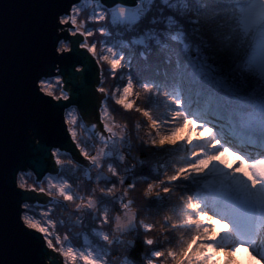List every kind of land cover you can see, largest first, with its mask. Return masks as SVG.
I'll return each mask as SVG.
<instances>
[{
	"label": "snow or ice",
	"instance_id": "6c2138e0",
	"mask_svg": "<svg viewBox=\"0 0 264 264\" xmlns=\"http://www.w3.org/2000/svg\"><path fill=\"white\" fill-rule=\"evenodd\" d=\"M241 249L264 264V0H0V264Z\"/></svg>",
	"mask_w": 264,
	"mask_h": 264
},
{
	"label": "clouds",
	"instance_id": "9594fccd",
	"mask_svg": "<svg viewBox=\"0 0 264 264\" xmlns=\"http://www.w3.org/2000/svg\"><path fill=\"white\" fill-rule=\"evenodd\" d=\"M245 167L242 165V168ZM223 225H218L219 229H223ZM217 228L212 230V234H215ZM116 264H119V259H116ZM209 264H255L250 255L246 250L241 249L236 253H225L223 251H218L213 254L212 261Z\"/></svg>",
	"mask_w": 264,
	"mask_h": 264
},
{
	"label": "rangeland",
	"instance_id": "374dc122",
	"mask_svg": "<svg viewBox=\"0 0 264 264\" xmlns=\"http://www.w3.org/2000/svg\"><path fill=\"white\" fill-rule=\"evenodd\" d=\"M225 159H226V161H227L228 163H231V158H230V157H226Z\"/></svg>",
	"mask_w": 264,
	"mask_h": 264
}]
</instances>
